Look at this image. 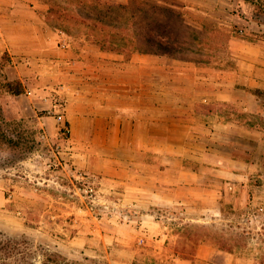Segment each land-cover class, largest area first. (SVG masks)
<instances>
[{
	"label": "rangeland",
	"instance_id": "1",
	"mask_svg": "<svg viewBox=\"0 0 264 264\" xmlns=\"http://www.w3.org/2000/svg\"><path fill=\"white\" fill-rule=\"evenodd\" d=\"M140 1L147 4L134 17L124 8H134L133 0H1L27 20L36 12L49 38L43 44H50L45 54L31 56L33 63L21 61L23 79L16 80L26 92L19 96L2 87L15 80L19 55L7 49L1 60L0 54V241L14 248L0 263L257 264L264 257V0ZM151 4L160 7L157 15ZM51 6L59 12L48 13ZM169 9L186 16L185 25L175 23L185 44L175 57L150 53L142 38L152 20L168 22L163 10ZM65 46L68 52H53ZM245 62L252 74L239 72ZM157 64L163 65L165 115L176 99L193 129L165 131V146L180 144L184 166L200 172L206 185H216L212 168L238 174L208 205L219 209L217 216H201L202 201L191 211L144 204L139 183L154 172L155 154L144 149L140 134L106 131L124 112L123 101L107 104L108 81H117L115 92L122 91L119 80L130 82L136 98L140 79H153ZM221 79L239 92V101L217 100ZM253 79L259 86L249 85ZM143 100L140 107L151 104ZM81 112L90 128L74 117ZM166 155L165 176L176 175L167 171ZM149 213L153 222L145 220ZM187 229L230 241L236 251L201 240L195 260L181 259L174 249Z\"/></svg>",
	"mask_w": 264,
	"mask_h": 264
},
{
	"label": "crops",
	"instance_id": "2",
	"mask_svg": "<svg viewBox=\"0 0 264 264\" xmlns=\"http://www.w3.org/2000/svg\"><path fill=\"white\" fill-rule=\"evenodd\" d=\"M33 16L30 19H25V16L18 15L16 13L13 5L9 3V5L4 6L0 0V54H3L7 49L12 51L13 53H17V65L12 67V74L14 75L13 79H23L22 73H20V65L21 61L24 63H33L36 58H31L34 54H45L42 51V48L47 44H43L49 38L45 39L44 28L45 24L43 19L36 13H32ZM8 38V39H7ZM8 40V41H7ZM52 44L55 45V38L50 39ZM63 48V47H62ZM65 49L56 48L55 51L51 50V52H55V54H63L68 52L67 46ZM16 62V61H15ZM64 62V61H62ZM195 64V63H194ZM197 65H194L193 68H196ZM163 65L157 64L155 65V76L153 79L145 80L140 79V93L135 96L136 98L131 97L130 82L125 80H119L118 85L122 87L121 92L114 91V84H117L115 79L108 81L110 85L113 84V87L110 86L107 90V104H112L116 101H123V107H120L124 112L121 115H117L116 119L113 121V124L108 123L106 126V131L110 129L111 133L119 134L121 132H126V130L132 131L134 133L131 134H140L141 138L145 141V148L147 151H151L155 154V165L154 172L144 178L145 181H141L143 186L141 190L146 192L147 194L144 196L143 201L144 204L148 205H174L180 204L185 205L187 208L191 210H196L193 208V205L202 203L205 205L203 209L200 211V215L204 217L208 216H217L219 215V209L216 207L213 209L208 205H215L218 201L219 188L225 182L227 183L229 179L234 176H238L234 171L231 172L230 169H217L212 168L214 171L213 176H215L212 181L215 182V186L208 184L202 181V178L199 176L200 172L193 171L191 169L186 168L183 163V159H181V153L179 152L181 146L178 143H175L171 140L168 145L165 146L163 135L166 133H177L182 129L183 133H191L192 125H189L190 122L183 120L187 119L189 116L187 113H184V110H181L178 107V103L172 99V105L175 107L170 115H165V91L163 85ZM239 72L241 74H252L253 73V65L243 63L239 67ZM221 83L218 87V90L213 92V95L216 96L219 102H237L240 100L239 92H233V88L231 91L226 89L227 84L224 80L221 79ZM82 82V80H81ZM235 82H237L235 80ZM224 83V85H222ZM179 83L174 85V88L179 89ZM251 87L259 86L256 80H251L249 83ZM208 91L210 94L212 91L209 90V86H212L210 82L207 83ZM84 86H77L79 96H85V92L83 90ZM113 88V89H112ZM213 88V87H212ZM35 90L32 91L30 97H35ZM101 95V94H100ZM133 99V100H130ZM146 99V103L150 102L151 104L148 106L147 104L140 107L139 102L137 100ZM253 100V99H252ZM251 100V101H252ZM134 101V102H133ZM144 103V100L143 102ZM85 104H82L84 106ZM172 107V106H171ZM96 105L93 102L91 106V110H95ZM86 112L87 109L85 107L82 108ZM250 111H254L253 109ZM192 116V115H191ZM74 117L77 120H81L82 122H89L88 115L86 113L81 112L79 114H74ZM165 118H168L167 121V129L165 130ZM101 121L100 118H96V122ZM90 128V127H89ZM128 128V129H125ZM97 128L93 129V133L101 132ZM105 131V129H103ZM166 147V148H165ZM182 148L185 151H188V145L183 144ZM167 154V171L176 170V175H168L165 176L164 169V154ZM183 154V153H182ZM159 156V162H158ZM242 161L235 160V164ZM211 164V163H210ZM240 176V175H239ZM212 183V182H210ZM230 184V182H229ZM135 186V184H134ZM203 186H208L205 189V192H201ZM213 187V188H212ZM218 187V188H216ZM133 188V187H132ZM209 193V195H207ZM209 207V208H206ZM147 222H153V216L151 214H147ZM155 219V218H154Z\"/></svg>",
	"mask_w": 264,
	"mask_h": 264
},
{
	"label": "trees",
	"instance_id": "3",
	"mask_svg": "<svg viewBox=\"0 0 264 264\" xmlns=\"http://www.w3.org/2000/svg\"><path fill=\"white\" fill-rule=\"evenodd\" d=\"M133 2L136 3V6L134 8H129L128 6L124 8L126 10L129 9V11H131V13L135 17L137 14H140L139 12L143 11V7H141V5H146L147 3L140 0H133ZM150 8L154 15H157L160 11V7L155 4H151ZM58 12L59 11H57L54 6H51L48 10V13L52 14H56ZM163 12L164 18H166L168 22H164L161 24V22L158 23L156 20H152V22L148 24V28L142 33V38L145 41L144 44H146L149 48H152L150 53L175 57L177 55L176 52L181 53L182 49L185 48V44L182 43L181 40L182 37H180V35L183 34V31L180 30L179 26L175 23L180 22L181 24L185 25L186 16L184 14L182 15L181 13H178L174 9L165 11L163 10ZM138 50V52H143L141 47ZM7 56V53L3 54L1 60H4ZM179 57L183 56L181 55ZM2 87L9 93L16 96L22 95L26 92V87L20 80L11 81L9 79H6V82L4 83V85H2ZM252 91H254L255 93H260V90L258 88L252 89ZM191 231L193 230H185V234L182 235L184 239L179 241L177 245H175V255H177V257L181 259L195 260L198 255V246L201 240L209 242L219 250L227 251L230 253H234L236 251L235 245L230 243V241L212 236L210 233L201 235L199 234V232H195V234L193 235V232ZM10 249L14 250V248H12V246L10 247L8 243L5 242L2 244V241H0V256L5 254L6 257L11 258L13 255H11L12 253ZM257 264H264V257L260 258Z\"/></svg>",
	"mask_w": 264,
	"mask_h": 264
},
{
	"label": "built area",
	"instance_id": "4",
	"mask_svg": "<svg viewBox=\"0 0 264 264\" xmlns=\"http://www.w3.org/2000/svg\"><path fill=\"white\" fill-rule=\"evenodd\" d=\"M61 34H64V32L63 31H61ZM64 43L66 44V42L64 41Z\"/></svg>",
	"mask_w": 264,
	"mask_h": 264
}]
</instances>
